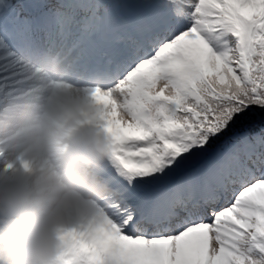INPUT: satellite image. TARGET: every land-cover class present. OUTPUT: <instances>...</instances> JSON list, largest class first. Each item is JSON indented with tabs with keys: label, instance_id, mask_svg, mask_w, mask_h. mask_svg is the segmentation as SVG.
<instances>
[{
	"label": "snow or ice",
	"instance_id": "obj_1",
	"mask_svg": "<svg viewBox=\"0 0 264 264\" xmlns=\"http://www.w3.org/2000/svg\"><path fill=\"white\" fill-rule=\"evenodd\" d=\"M54 45L109 145L59 264H264V0H0V91Z\"/></svg>",
	"mask_w": 264,
	"mask_h": 264
},
{
	"label": "clouds",
	"instance_id": "obj_2",
	"mask_svg": "<svg viewBox=\"0 0 264 264\" xmlns=\"http://www.w3.org/2000/svg\"><path fill=\"white\" fill-rule=\"evenodd\" d=\"M84 87L71 50L54 45L38 48L0 91L13 113L6 138L31 162L14 177L0 175V264H59L65 229L109 192L93 170L109 145Z\"/></svg>",
	"mask_w": 264,
	"mask_h": 264
},
{
	"label": "rangeland",
	"instance_id": "obj_3",
	"mask_svg": "<svg viewBox=\"0 0 264 264\" xmlns=\"http://www.w3.org/2000/svg\"><path fill=\"white\" fill-rule=\"evenodd\" d=\"M37 2L36 0H33ZM9 120V119H8ZM3 129V127H0ZM12 129V128H10ZM8 140V139H7ZM8 143V145H6ZM4 147H0V175L4 176H9V177H14L16 176V172H24L26 171L27 167L30 165V161L23 155H20L16 150H14L10 146V141L8 140L7 142H3ZM7 151H10L9 155L4 159L1 157L4 156ZM102 162L96 164L93 166V170L97 173L100 172V167H101Z\"/></svg>",
	"mask_w": 264,
	"mask_h": 264
},
{
	"label": "trees",
	"instance_id": "obj_4",
	"mask_svg": "<svg viewBox=\"0 0 264 264\" xmlns=\"http://www.w3.org/2000/svg\"><path fill=\"white\" fill-rule=\"evenodd\" d=\"M47 1H49V0H47Z\"/></svg>",
	"mask_w": 264,
	"mask_h": 264
}]
</instances>
